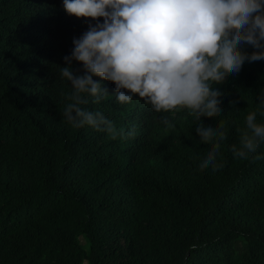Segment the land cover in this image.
<instances>
[{
	"label": "trees",
	"instance_id": "trees-1",
	"mask_svg": "<svg viewBox=\"0 0 264 264\" xmlns=\"http://www.w3.org/2000/svg\"><path fill=\"white\" fill-rule=\"evenodd\" d=\"M90 23L63 0H0V264H264V158L231 151L256 111L264 60L217 86L224 111L201 119L224 122L223 167L200 170L210 145L187 110L87 97L82 108L123 129L116 139L62 118L73 89L59 67ZM72 68L82 74L79 62ZM94 79L114 94L113 82Z\"/></svg>",
	"mask_w": 264,
	"mask_h": 264
},
{
	"label": "clouds",
	"instance_id": "clouds-1",
	"mask_svg": "<svg viewBox=\"0 0 264 264\" xmlns=\"http://www.w3.org/2000/svg\"><path fill=\"white\" fill-rule=\"evenodd\" d=\"M63 7L70 16L96 23L73 39L71 55L64 57L68 66L59 67L73 89L60 109L62 118L74 128L90 126L116 139L125 135L123 129L102 112L82 108L87 97L98 104L113 95L122 105L139 97L156 113L187 110L201 121L196 127L201 142L210 145L199 169H221L224 122L213 127L201 118L224 111L218 85L246 61L264 60V0H63ZM73 61L82 64V74L73 71ZM94 77L113 82L114 94ZM257 93L256 111L247 114L244 127L237 126L238 144L231 145L234 158L244 161L264 158L257 154L264 142V123L257 122L258 113L264 117V88ZM162 123L175 126L166 116ZM127 135L135 136V129Z\"/></svg>",
	"mask_w": 264,
	"mask_h": 264
}]
</instances>
